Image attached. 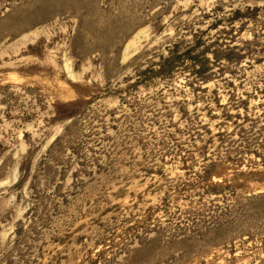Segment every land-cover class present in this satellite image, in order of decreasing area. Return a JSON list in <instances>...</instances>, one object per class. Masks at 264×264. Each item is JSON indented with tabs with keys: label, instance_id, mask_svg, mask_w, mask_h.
Returning a JSON list of instances; mask_svg holds the SVG:
<instances>
[{
	"label": "rangeland",
	"instance_id": "374dc122",
	"mask_svg": "<svg viewBox=\"0 0 264 264\" xmlns=\"http://www.w3.org/2000/svg\"><path fill=\"white\" fill-rule=\"evenodd\" d=\"M0 264H264V0H0Z\"/></svg>",
	"mask_w": 264,
	"mask_h": 264
}]
</instances>
